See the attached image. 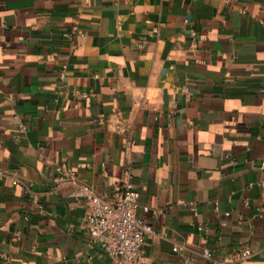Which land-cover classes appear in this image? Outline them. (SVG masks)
I'll use <instances>...</instances> for the list:
<instances>
[{
	"label": "crops",
	"instance_id": "obj_1",
	"mask_svg": "<svg viewBox=\"0 0 264 264\" xmlns=\"http://www.w3.org/2000/svg\"><path fill=\"white\" fill-rule=\"evenodd\" d=\"M127 157L146 264H264V0H0V264H131L54 181L113 199Z\"/></svg>",
	"mask_w": 264,
	"mask_h": 264
},
{
	"label": "built area",
	"instance_id": "obj_2",
	"mask_svg": "<svg viewBox=\"0 0 264 264\" xmlns=\"http://www.w3.org/2000/svg\"><path fill=\"white\" fill-rule=\"evenodd\" d=\"M227 2L231 0H226ZM80 32L77 26L67 33L68 38L73 41ZM195 35L196 32L192 31ZM65 70L60 73V88L66 87ZM78 98H87L95 95V91H79L75 90ZM103 114L99 115L98 120L103 121ZM20 127L25 129V124L21 123ZM135 139L129 140L125 146H133ZM56 176L54 181L57 184L70 183L74 187L70 192V196L74 200H85L89 209L81 222V227L90 233L93 242L99 244L113 258H122L131 264H146L145 256L142 252L143 245L148 237L156 233L152 224L140 218L137 215V209L140 205V188L134 181V166L130 157L125 160V167L120 190L115 194L113 199L109 198V194L100 193L92 185L83 182L76 170L68 164L63 158L55 165ZM6 172L0 171V180L7 176ZM13 184L21 182L16 174H10ZM40 207H42L40 205ZM145 211L149 210V206H143ZM200 229L203 226L199 227ZM185 246L183 244H175L173 250L181 254L184 264H188L190 258L184 255ZM203 254L208 259L214 257V252L207 246L203 248ZM253 254L251 248L246 247L237 251L233 258L226 261L241 262Z\"/></svg>",
	"mask_w": 264,
	"mask_h": 264
}]
</instances>
